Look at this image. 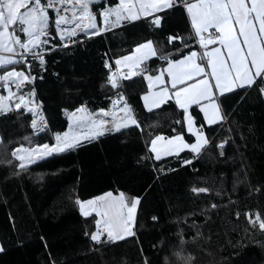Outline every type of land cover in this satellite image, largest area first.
Returning a JSON list of instances; mask_svg holds the SVG:
<instances>
[{"label":"trees","instance_id":"16d2710c","mask_svg":"<svg viewBox=\"0 0 264 264\" xmlns=\"http://www.w3.org/2000/svg\"><path fill=\"white\" fill-rule=\"evenodd\" d=\"M116 4L98 0L90 6L99 27V13ZM48 13V43L38 52L44 63L30 56V67L0 69V75L15 67L33 76L20 90L34 88L47 122L34 134L32 114L24 107L0 114V264H264V230L249 220L257 213L264 220V81L219 96L224 116L215 124H206L192 106L208 143L199 154L183 150L156 160L149 149L155 136L193 138L174 100L153 110L141 101L146 75L200 48L184 7L176 3L157 13L159 26L149 16L63 40L53 11ZM147 40L156 55L143 73L111 87L113 60ZM121 93L138 126L83 138L76 147L21 169L13 155L17 147L53 145L56 134L67 130V112L80 106L91 114L109 111ZM201 188L207 191H193ZM105 192L139 200L134 236L105 243L91 239L98 217L84 216L77 201Z\"/></svg>","mask_w":264,"mask_h":264},{"label":"snow or ice","instance_id":"6c2138e0","mask_svg":"<svg viewBox=\"0 0 264 264\" xmlns=\"http://www.w3.org/2000/svg\"><path fill=\"white\" fill-rule=\"evenodd\" d=\"M96 3L97 0H44V3L41 0H0V53L9 54H0V69H6L8 66L21 63L26 64L25 53H31L33 58H38L41 64L44 63L42 55L34 49L48 43L47 40H42L41 37L49 35L50 18L48 10L54 9L59 12L60 9H56V5H72L70 9L62 7L64 12H72L71 20L65 15H58L54 21V27L59 32L61 40L65 39L66 35L67 37L76 36L77 30L92 29L91 35H99L101 29L98 28L95 22L96 14L90 8L91 5ZM176 3L177 0H119L115 7H109L99 15L103 17L104 24L107 27H116L123 20L135 21L141 18L133 10L136 4L139 5V11L144 16H149L153 12L172 8ZM185 7L190 14L195 36L199 37V44L205 51L198 54L193 50L180 60L169 61L167 74L171 77V88L175 90L173 95L181 109L187 112L188 107L192 104L199 105L201 101L218 99L213 89L220 90V95H223L226 92L233 91V84L236 87L252 86L257 79H264V0H196L195 3L186 0ZM21 9H24V11H21ZM77 9H79V16H77ZM110 17L115 19L110 20ZM254 21L257 23H254ZM73 22L74 27L71 29L61 27ZM153 23L159 26L160 17L157 16ZM234 25L238 26V34ZM209 29H214L210 36L215 38L206 40L203 34L208 33ZM17 33L23 34L27 39L21 40V36ZM172 39L175 38H170V42ZM217 42L227 50L226 55L221 51V47H213L210 51L207 50L209 44H216ZM17 46L23 49V52L17 53ZM144 49H147V52H142ZM16 55H19L20 59H16ZM155 55L152 41H147L138 45L131 55L122 57V59L132 61L131 66L136 67L143 60ZM198 58L200 63H197ZM116 63L119 64L120 60H117ZM28 66L30 67V65ZM206 68L210 69V72L206 71ZM143 71L141 69L139 72H130L129 76L124 77V79L140 75ZM162 75L163 73H161ZM161 76H157L155 79L160 81ZM197 77L202 78L197 79ZM209 77L215 83H211ZM147 79L152 80L153 77L148 76ZM109 81L111 87H121L115 78L110 77ZM189 81L194 82L189 83ZM237 81L239 83H236ZM25 82H31L30 73L25 75L24 71H17L15 67H12L10 71L4 70L3 74L0 75V87H7L11 83L15 84L17 89H20ZM28 95L34 96V93ZM158 95L160 96V103L154 104V107L157 108L171 98L167 87H164ZM4 99V97H0V104ZM19 99L23 101L24 96L21 95ZM121 101L124 102L122 109L125 113L124 118L129 120L131 125L138 126V121L135 119L132 109L122 93L120 99L114 101L113 104H119ZM16 107L19 109L20 105L17 104ZM208 108L213 109V116L211 117L208 116ZM217 109L218 106L214 102L202 109L208 117V123H216L218 119L222 118ZM4 111L3 107L0 106V114H3ZM76 111L86 112V109L82 106ZM100 112L103 116L109 115L103 109ZM72 115L75 116L76 113ZM186 118L191 132L193 121L190 116ZM76 120L77 128L84 127L87 129L82 133L85 139H93L103 135L105 131L113 130L105 127L109 121L97 119L91 113H88L87 116H77ZM177 123H180V121H177ZM32 127L40 131L36 120L32 121ZM126 127H129V124L116 125L115 130L119 131L121 128ZM162 139L163 137L157 136L151 142V151L156 153V160L162 159L161 152L164 156L172 155V148H177L179 151L189 149L191 152L199 154L208 143V140L202 134L197 133L196 141L192 144L185 143L183 137L177 135L168 139L166 145L158 148L157 141ZM77 144L78 140L75 137L70 139L68 132L63 134V139L60 134H56L55 145L44 144L38 146L44 149L40 159L74 148ZM176 154L178 155V152ZM13 155L15 156L16 153H13ZM20 159L23 160V157H20ZM30 163H35V161H30ZM184 163L190 164L191 161H185ZM26 166L24 163L20 164L21 169ZM193 191L206 192L207 189H193ZM77 203L80 204V210L84 216H90L94 212L100 217L96 220L98 231L91 235L93 241L100 242L101 226L107 232L109 241L123 240L126 236L135 235L131 229L139 203L138 199L128 201L125 199L124 193H120L119 196L115 197L111 192L105 193L104 196L84 202L91 211H88L84 203L79 200ZM255 219L259 221V227L264 230V220H261L258 213L255 214ZM188 259L191 260L192 258L189 257Z\"/></svg>","mask_w":264,"mask_h":264},{"label":"crops","instance_id":"0c3cea01","mask_svg":"<svg viewBox=\"0 0 264 264\" xmlns=\"http://www.w3.org/2000/svg\"><path fill=\"white\" fill-rule=\"evenodd\" d=\"M118 2H119V0H117V3H118ZM179 2H180V0H177V3H179ZM188 2L195 3L196 0H189ZM249 6H250V5H249ZM184 9H185V12L187 13V16H188V19H189V22H190V25H191L192 31H193V33H194V35H195L194 28H193L192 23H191V17H190V14L187 12V9H186L185 6H184ZM133 10H134L138 15L141 16L140 19H142V18H146V17H149V16H152V21L155 20V18H156V14L159 13V12H153V13H152L151 15H149V16H144L143 13H141V12L139 11V5H138V4L135 5V8H134ZM164 10H166V9H164ZM162 11H163V10H162ZM160 12H161V11H160ZM112 18H113V20L115 19L114 17H112ZM110 20H111V17H110ZM101 21H102V22H101L100 27H99L98 25H97V26L101 29V32H100V33H103V32H104V28L106 27V25L104 24V21H103V17H102ZM123 21H128V20H123ZM254 23H257V22L254 21ZM154 25H155V24H154ZM234 27L237 29V34H238V26L234 25ZM257 27H258V24H257ZM213 31H214V29H209L208 32H213ZM210 38L214 39L215 37H214V36H211ZM208 39H209V38H208ZM147 41H148V40H147ZM147 41H143V42L139 43L138 45L143 44V43H146ZM241 41H242V38H241ZM138 45H136V46L134 47V49H135ZM152 45H153V43H152ZM241 46L244 47L243 44H241ZM199 47H200V48H199L198 50L195 49L194 51H196L198 54H201V53H203V52L205 51V49L201 48L200 44H199ZM213 47H221V51L224 52L225 55H226L227 50H226L225 48H223V47L219 44V42H217L216 44H209L207 50L210 51ZM134 49H133V50H134ZM153 49H154V47H153ZM133 50H132L131 52H129V53L123 55V56L117 57V58H115V59L113 60L114 69H116V70L119 71V74H120V77H121V78H124V77H126V76H129L130 72H133V71L139 72V71L141 70V69H140V66L143 65V64H146L147 60L150 59L151 57H153V56H150L149 58L143 60V62L140 63L138 66H136V67H132L131 65H132L133 62H132V61H125V60L122 59V57H125V56H129V55H131L132 52H133ZM191 51H193V50H191ZM142 52H147V49L142 50ZM189 53H190V51L187 52V53H185L184 55H182V56H180V57H177V58H174V59H170L169 61L180 60V59H182L184 56L189 55ZM27 54H30V53H27ZM117 60H120V63H119V64L116 63ZM169 61H168V63H167L162 69H160L156 74H153V75H146V85H147V90L141 95V101H142L143 106L145 107L146 110H149L150 108H151L152 110L155 109V108H157V107H154V104H158V103H160V96L158 95V93H160L164 87H167V88H168V90H169V96L171 97L170 99H172V100L175 101V97H174V95H173V93H174L175 90L171 88V77L168 76V74H167V69H168V67H169ZM197 63H200L199 58L197 59ZM249 66L251 67V65H249ZM10 70H11V69H9L8 71H10ZM16 70H17V71H23V70H18V69H16ZM206 71L210 72V69H207V68H206ZM161 73H163L162 76H161ZM25 75H27V74L25 73ZM148 76H152L153 79H152V80L147 79ZM157 76H161V80H160V81H157V80L155 79V77H157ZM110 77H112V76H110ZM200 78H202V77H197V79H200ZM209 79H210V82H211V83H215L213 80H211V77H209ZM262 80L264 81V79H262ZM192 82H194V81H189V83H192ZM236 83H239V81H237ZM11 85L14 87V89L18 90V93L16 94V96H13L12 99H15L16 97H20V96H21V94H20V93H21V90H20V89H17V87H16L15 84H11ZM178 87H180V86L178 85ZM232 87H233V90H236V89H238V88H243V87H236L235 84H233ZM245 87H247V86H245ZM263 89H264V88H263ZM213 91H214V94H215L216 96H218V99H214V101H201V103H200L199 105L192 104V105H190V106L188 107L187 112L184 111V113H185V117H184V118H185V126H186V130H187V132L193 137V138L191 139V141H188V140H186V139L182 136V137H183V140H184L185 143H187V144H192V143H194V142L196 141V134H197V133H200V134L203 135V137H205L203 131H202V130L196 125V123H195V121H194V118H193V115H192L191 112H190V108H191L192 106H196V107H198V109L201 111V114H202V116H203V118H204L205 123L208 124V125H210V123H208V117H206L205 112H204L202 109H204V107H205L206 105H209L210 103H213V102H214V103L218 106V109H217V110L219 111L220 117H222L221 119H218L217 122H220V121L223 119V116H224V115H223V109H222V106H221L220 101H219V96H221V95H220V90H218V89H213ZM226 93H227V92H226ZM262 94H263V96H264V91H262ZM17 95H18V96H17ZM15 100H16V99H15ZM175 103H176V101H175ZM176 104H177V103H176ZM11 107H16V104L11 102ZM81 107H82V106L77 107L76 109H74V110L69 111V112L66 113L67 118H68V127H67V130H69V129L79 130V129H80V128H77V127H76V123H77L76 117H77V116H81V115L87 116V114H88L87 112H77V111H76L77 109H80ZM105 111H106V110H105ZM207 111H208V116H210V117L213 116V109L208 108ZM73 113H76V115L73 116V115H72ZM99 113H101L100 110L97 111V112H95V113H93V115L96 116V115L99 114ZM113 114H114L115 116H113L112 118L110 117L109 119H107V120L109 121V123L107 124L108 126L106 125L107 128H112V127H113L112 124L115 123V122H117L116 120H119L120 115L117 114V113H113ZM187 116H190L191 119H192V121H193V129H192L191 132L189 131V122H188V119L186 118ZM213 118H215V117H213ZM217 122H216V123H217ZM211 124H215V123H211ZM109 125H111V126H109ZM157 136L163 137L162 140L157 141V147L160 148L161 146L167 144V140H168V139L173 138V137H175V136H177V135H174V136H167V137H166V136L163 135V134H159V135H157ZM157 136H155L153 139H155ZM180 136H181V135H180ZM205 138H206V137H205ZM153 139H152V140H153ZM152 140H151V142H152ZM151 142H150V144H149V149H150V151H151V148H152V143H151ZM184 150H189V149H184ZM15 151H16V149H15ZM172 152H173L172 155H176L177 152L179 153V152H181V151H179L177 148H175V149H172ZM151 153H152L153 157L155 158L156 153H154V152H152V151H151ZM193 154H195V153H193ZM161 155H162V158H163V157H166V156L163 155V152H161ZM169 156H170V155H169ZM79 209H80V207H79ZM82 214H83V213H82Z\"/></svg>","mask_w":264,"mask_h":264},{"label":"rangeland","instance_id":"374dc122","mask_svg":"<svg viewBox=\"0 0 264 264\" xmlns=\"http://www.w3.org/2000/svg\"><path fill=\"white\" fill-rule=\"evenodd\" d=\"M98 1V0H97ZM62 7H67V8H71L72 7V5L71 4H69V5H64V6H60L59 5V8L58 9H60V11L58 12V11H56V10H52L53 11V18H55L56 19V17L58 16V15H65L69 20H71V18H72V12L71 11H68V12H64L63 10H62ZM21 11H24V9H21ZM77 16H79V9H77ZM113 20V19H112ZM69 25L71 26V27H74V22L73 23H69ZM99 28V27H98ZM57 31V30H56ZM93 30L92 29H87V30H85V31H79L78 30V32L77 33H81V32H85V33H87V34H90L91 32H92ZM58 32V31H57ZM17 34H19L20 36H21V40H26L27 39V37L26 36H24L23 34H21V33H17ZM58 34H59V32H58ZM46 36H44V37H41V39L42 40H46V38H45ZM66 38H68V37H66ZM45 45V44H44ZM44 45L42 46V47H40V48H37V49H34V51H37V52H40V51H43L44 50ZM17 52H23V49H20L18 46H17ZM0 54H3V55H9L8 53H0ZM16 58V57H15ZM16 59H18V58H16ZM28 75V74H27ZM26 83V82H25ZM25 83L22 85V87L25 85ZM10 85V87H11V90L9 91V90H5V89H3V87H0V94H1V97H4L5 99L2 101V104H0V106H2L3 107V109L4 110H8L10 107H11V102L12 103H15L16 105L17 104H19L20 105V107H24V101H21L20 99H19V97H16L15 99H12V97L13 96H16V94L18 93V90H16V89H14V87L11 85V83L9 84ZM21 95H26V92H21L20 93ZM18 96V95H17ZM117 100H119V99H116V100H114V101H117ZM113 101V102H114ZM123 107H124V103H123V101H121L119 104H113L112 103V108H111V110H109V111H107L108 113H109V115L108 116H103V114L102 113H99V114H97L95 117H97L98 119H104V120H107V119H109L110 117L112 118L113 116H115L113 113H117V114H119L120 115V117H119V120H116L117 122H115V123H113L112 124V129H115V126L116 125H120V124H129V125H131V122L129 121V120H127V119H125L124 117H125V113H124V111H122V109H123ZM25 108V107H24ZM26 109V108H25ZM27 111H29V112H31V114H32V110L30 109V108H28V109H26ZM108 126V125H107ZM107 126H105L106 128H107ZM109 126H111V125H109ZM85 131H87V129L86 128H84V127H81L79 130H73V129H69V130H66L65 132H68L69 133V138L71 139L73 136L79 141V140H81V139H83L84 138V136L82 135V133L83 132H85ZM64 132V133H65ZM63 133V134H64ZM63 134H60L61 135V138L63 139ZM75 134H76V136H75ZM56 144V138H55V142H54V144L53 145H55ZM52 146V145H51ZM172 149H175V148H172ZM44 152V149L43 148H39V147H33V148H28V147H23V146H20V147H17L16 148V151H15V153H16V156H17V158L20 160V162L21 163H24V164H26V163H29L30 161H35V160H37V159H39L40 158V156H41V154ZM20 157H23V160H21L20 159ZM105 193H109V192H105ZM105 193H103V194H101V195H98V196H95V197H92V198H89V199H86V200H82V201H80V202H82V203H84V202H87V201H89V200H94L96 197H100V196H104V194ZM112 194H113V196L115 197V196H119V194L121 193V192H118V193H113V192H111ZM125 199H126V197H125ZM127 200V199H126ZM132 200H134V199H132ZM84 206H85V208L88 210V211H91V209L88 207V205L86 204V203H84ZM79 207H80V204H79ZM81 211V210H80ZM82 213V212H81ZM135 216H136V213H135ZM98 218H97V220L98 219H100V217L99 216H97ZM249 220H250V222L253 224V225H258L259 224V221H256V219H255V214H250L249 215ZM134 222H135V217H134V220H133V223H132V231L134 230ZM100 229H101V231H105L104 229H103V226H101L100 227ZM106 232V231H105ZM107 233V232H106ZM127 237V236H126Z\"/></svg>","mask_w":264,"mask_h":264},{"label":"built area","instance_id":"2783aa9c","mask_svg":"<svg viewBox=\"0 0 264 264\" xmlns=\"http://www.w3.org/2000/svg\"><path fill=\"white\" fill-rule=\"evenodd\" d=\"M189 0H187V2H188ZM185 2H186V0H180V5H182L183 7L185 6ZM59 8V5H56V9H58ZM52 10H54V9H52ZM113 18L111 17V20H112ZM54 21H55V18H54ZM87 21H85V23H86ZM121 25V22H120V24L118 25V26H120ZM62 28H68V29H71L72 27L69 25V24H65V25H62L61 26ZM80 31V30H79ZM77 32H78V30H77ZM80 33V32H79ZM210 33H212V32H208V33H204L203 35H204V37H205V39L207 40L208 38H210L211 36H210ZM78 34V33H77ZM60 35V34H59ZM67 37V35L65 36V38ZM68 38H73V37H68ZM195 43H197V44H199V37H197V36H195ZM17 53H20V52H17ZM24 56H25V58H26V61H27V58H29L30 56H32L31 54H27V53H25L24 54ZM16 58H18V59H20V57H19V55H16L15 56ZM25 64V63H24ZM26 66L28 65L27 63L25 64ZM145 67V64H143V65H141L140 66V69H142V68H144ZM110 76H112L113 78H115L117 81H118V83L120 82V80H121V77H120V74H119V71L118 70H116V69H113L112 71H111V74H110ZM30 77H31V82H33V76L32 75H30ZM3 89H5L6 91L7 90H11V87H10V85H8L7 87H3ZM29 93H34V88H31L28 92H26V95H24L23 94V96H24V99H23V101H24V107L26 108V109H28V108H30L31 110H32V117H31V119H30V126H31V128H32V130H33V132H34V134H40V133H42L43 132V130L47 127V122H46V119H45V116H44V113H43V111H42V108H41V105H40V103L38 102V101H36L35 99H34V97L33 96H30V95H28ZM0 97H1V94H0ZM97 118V117H96ZM98 119V118H97ZM33 120H36L37 121V127L40 129V131H37V129L36 128H33L32 127V121ZM41 121H43V122H41ZM108 121V120H107ZM75 136H76V134H75ZM74 137V136H73ZM108 241V238H104V239H100V242H98V243H105V242H107Z\"/></svg>","mask_w":264,"mask_h":264},{"label":"bare ground","instance_id":"6f19581e","mask_svg":"<svg viewBox=\"0 0 264 264\" xmlns=\"http://www.w3.org/2000/svg\"><path fill=\"white\" fill-rule=\"evenodd\" d=\"M87 23V22H86Z\"/></svg>","mask_w":264,"mask_h":264}]
</instances>
